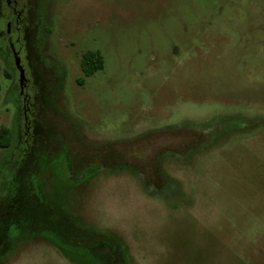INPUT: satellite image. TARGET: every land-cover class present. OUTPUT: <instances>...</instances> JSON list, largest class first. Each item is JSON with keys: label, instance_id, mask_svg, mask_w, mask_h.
<instances>
[{"label": "rangeland", "instance_id": "rangeland-1", "mask_svg": "<svg viewBox=\"0 0 264 264\" xmlns=\"http://www.w3.org/2000/svg\"><path fill=\"white\" fill-rule=\"evenodd\" d=\"M35 7L29 50L42 68L41 137L38 149L15 148L13 136L0 144V264H103L89 248L95 236L128 264H264V0ZM89 51L103 67L86 77ZM11 58L0 37V130L10 133L19 99ZM222 112L260 126L229 150L196 156L191 169L169 167L185 197L162 201L163 189L121 165L154 179L157 146L189 138L122 142ZM101 166L110 171L96 174Z\"/></svg>", "mask_w": 264, "mask_h": 264}, {"label": "flooded vegetation", "instance_id": "flooded-vegetation-1", "mask_svg": "<svg viewBox=\"0 0 264 264\" xmlns=\"http://www.w3.org/2000/svg\"><path fill=\"white\" fill-rule=\"evenodd\" d=\"M35 4L36 0H0V15L4 17L3 22L0 23V37L5 40L7 49L12 55L13 69L15 68L18 71L17 89L19 99L16 101L18 117L11 132V137L13 136L15 148L19 149L21 148L20 145L23 147L25 145L27 150L32 143L36 147V141L41 137L38 123L41 121V112L44 109L39 105L41 99L38 93L43 85L38 72L41 66L32 65L31 51L29 50L31 48V27L35 24L36 18L32 17V13L36 15V7L32 10ZM32 42L36 43V41ZM21 47H24V54H21V51L18 50ZM94 53L100 54L99 52ZM33 54L36 61V49ZM84 54L81 59V68ZM17 60L20 69L16 66ZM23 60L27 61L24 66L22 65ZM87 65L93 68L91 61H87ZM20 71L24 75L22 83L19 80ZM6 75L11 78L10 74L7 73ZM257 119L255 117L252 119L247 118L240 112H222L215 113L204 120L183 118L175 125L148 129L131 141L122 143H135L142 139L149 142L165 141L167 139L176 140L185 137L184 135L189 138V142L186 146L181 147L169 144L157 146L159 155L155 162L154 179H147L133 164L121 163V165L126 166L130 174L136 177L146 188L159 186L163 189L164 192L161 191L156 195L160 200L167 201L168 197H176V200H178L179 197L186 196L183 183L169 171V167L170 170L177 168L180 170L191 169L193 159L196 156L229 150L231 144L241 141L243 137L256 131L260 126ZM36 149L38 148L36 147ZM11 166L14 169H19L22 165L14 160ZM123 168L122 170H124ZM98 170L96 174L102 171H110L103 168V166L99 167ZM12 205L10 209L13 208ZM5 211L6 216L10 215L8 209ZM89 248L92 255L102 261L103 264H126L128 262V259L120 253L118 254L103 237L95 236V240L90 243Z\"/></svg>", "mask_w": 264, "mask_h": 264}, {"label": "trees", "instance_id": "trees-1", "mask_svg": "<svg viewBox=\"0 0 264 264\" xmlns=\"http://www.w3.org/2000/svg\"><path fill=\"white\" fill-rule=\"evenodd\" d=\"M87 61H91L92 62L93 68H91V67H89L87 65ZM102 67H103V59L101 58V55L100 54H97V53H94V52H87L86 54H84L83 60H82V70H83V72H84V74H85L86 77L92 76L95 72L101 70ZM0 71H1V68H0ZM10 136H11L10 131L7 130V129L2 128L0 130V144H1V141L3 139H5V138H8V139L11 138ZM111 240H112L113 244H116L117 245V243L114 242L113 238H111ZM115 248H116V246H115ZM120 254L123 255L124 257H126V254L124 252H122ZM128 263L129 262H126V264H128Z\"/></svg>", "mask_w": 264, "mask_h": 264}, {"label": "water", "instance_id": "water-1", "mask_svg": "<svg viewBox=\"0 0 264 264\" xmlns=\"http://www.w3.org/2000/svg\"><path fill=\"white\" fill-rule=\"evenodd\" d=\"M16 66L18 69H20L18 60L16 61ZM19 80H20V83H22L24 81V75H23L22 71H20V79Z\"/></svg>", "mask_w": 264, "mask_h": 264}]
</instances>
